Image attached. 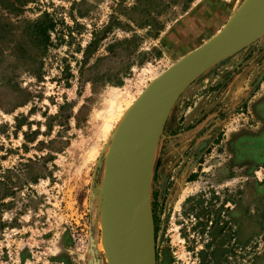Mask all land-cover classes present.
I'll list each match as a JSON object with an SVG mask.
<instances>
[{
  "label": "rangeland",
  "instance_id": "374dc122",
  "mask_svg": "<svg viewBox=\"0 0 264 264\" xmlns=\"http://www.w3.org/2000/svg\"><path fill=\"white\" fill-rule=\"evenodd\" d=\"M245 2L0 0V264H109L99 220L118 127ZM48 19L42 56L35 26ZM158 107L130 145L144 162L162 122L144 206L153 264H199L223 239L210 235L217 215L231 230L222 264H264V28ZM201 207L210 215L197 218Z\"/></svg>",
  "mask_w": 264,
  "mask_h": 264
},
{
  "label": "water",
  "instance_id": "95a60500",
  "mask_svg": "<svg viewBox=\"0 0 264 264\" xmlns=\"http://www.w3.org/2000/svg\"><path fill=\"white\" fill-rule=\"evenodd\" d=\"M255 5V0H246L241 9L228 20L219 33L180 58L146 87L118 127L109 154L116 152L118 142L123 136L130 134L132 127L141 114L148 111L169 93L175 90L176 93L189 80L204 73L210 67L237 51L254 37L256 32L264 28V11L257 9ZM175 93L164 101L165 113L169 106V100ZM161 124L162 122L159 126L153 127L147 137L144 152V165L147 174L143 184L147 187L151 177L153 151ZM105 238L109 264H125L123 256L116 246L117 243L109 220L105 223Z\"/></svg>",
  "mask_w": 264,
  "mask_h": 264
},
{
  "label": "bare ground",
  "instance_id": "6f19581e",
  "mask_svg": "<svg viewBox=\"0 0 264 264\" xmlns=\"http://www.w3.org/2000/svg\"><path fill=\"white\" fill-rule=\"evenodd\" d=\"M258 9L264 11V4H260ZM175 91L169 93L148 111L141 114L134 124L136 128L143 123L146 124L148 122V120L144 121L147 118L146 115L155 108L154 114H156L158 106H161ZM159 110L161 109L159 108ZM149 118L151 119V117ZM155 121L153 120V122ZM153 122L151 124L155 127L157 121ZM147 129L146 131H148ZM132 130L130 134L123 136L118 142L116 152L111 153L107 161L105 172L108 169L109 171L103 182V201L100 208L101 220H99L104 233V235L102 234L103 239L100 246L107 253L105 223L109 220L117 243L116 246L119 253L123 256L124 263L153 264L152 226L144 215L146 186L143 184L146 179L147 169L142 157L135 152L136 150L133 151L134 145L130 146ZM146 140L147 135L145 147Z\"/></svg>",
  "mask_w": 264,
  "mask_h": 264
},
{
  "label": "trees",
  "instance_id": "16d2710c",
  "mask_svg": "<svg viewBox=\"0 0 264 264\" xmlns=\"http://www.w3.org/2000/svg\"><path fill=\"white\" fill-rule=\"evenodd\" d=\"M136 10L137 12L135 13H138L136 17L137 20H142L138 25L139 26H145V25L150 26L149 20L147 18L142 19V16H144L145 13L138 11V9L136 8L133 10V12ZM47 17H48V14H45L44 18H47ZM54 30H55V25L51 19H48L46 20V22L39 23L35 26V31H36L35 41L38 44V47H39V50L41 51L42 56H44L43 54L44 52H46L45 50L49 42V36L47 35V33L54 32ZM94 35H96V33H94ZM93 39L94 40H91L87 49L94 46V44L96 43L97 39H95L94 37ZM209 215H210L209 211L203 209L202 207L200 208L199 213H196L197 218H199L200 216H209ZM152 224H153V240H154V243H156L157 237H158V222H157V216H156L154 207H152ZM212 224L213 225L210 227V231H211L210 235L211 236L219 235V236H222L223 239L220 240L219 242L220 245L216 248L215 251H211V252L200 251L199 252L198 254L200 256L199 264H222L224 260H227V254L229 252L227 250H223L221 244H223V241H225V237L231 232L230 227L227 222H224L220 219L219 215H217L216 218L212 220ZM205 226L206 224L197 222L192 229L194 231L197 227H199L201 228L200 233L203 234L205 232V229H204ZM229 238H230V235H229ZM155 260H157L156 252H155Z\"/></svg>",
  "mask_w": 264,
  "mask_h": 264
}]
</instances>
